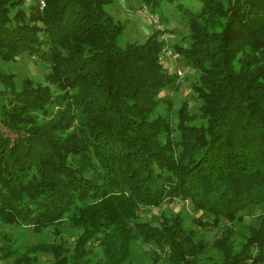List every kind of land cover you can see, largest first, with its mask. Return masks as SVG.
Returning a JSON list of instances; mask_svg holds the SVG:
<instances>
[{"label": "trees", "instance_id": "trees-1", "mask_svg": "<svg viewBox=\"0 0 264 264\" xmlns=\"http://www.w3.org/2000/svg\"><path fill=\"white\" fill-rule=\"evenodd\" d=\"M21 1L0 0V61L34 56L47 72L16 87L0 68V223L53 238L20 250L0 228V260L136 264L138 240L165 248L169 264H261L264 211L237 243L232 223L264 208V0H200L183 12L190 41L173 49L200 100L197 112L180 104L174 124L156 110L177 78L160 61L158 31L119 45L110 0H36L26 16ZM141 1L154 12L162 0ZM172 198L208 216L195 223L220 225L209 242L219 259L200 258L208 242L179 211L139 216Z\"/></svg>", "mask_w": 264, "mask_h": 264}, {"label": "rangeland", "instance_id": "rangeland-1", "mask_svg": "<svg viewBox=\"0 0 264 264\" xmlns=\"http://www.w3.org/2000/svg\"><path fill=\"white\" fill-rule=\"evenodd\" d=\"M35 1H21L19 7L25 16L27 15L29 6ZM200 6V0H162L158 9L151 12L141 0H110L103 5L105 11L114 20L119 21L123 25L122 32L118 36L119 45L130 41L141 42L149 36L152 30L158 31V40L162 42L160 61L162 62L164 70L167 73L176 74L177 78L173 87L159 91V94L164 97V100L160 101L156 110L167 115L172 124L176 121L175 111L180 104L184 103L187 106L188 112H197L196 105L200 100L192 89V84L195 80L194 70L173 49V44L187 46L190 41V31L187 26L186 16L183 12L185 10L197 11ZM42 7L43 5L40 6V8ZM0 68L14 75L16 87L19 86L24 77L33 81L43 82V75L47 72L45 65L38 58L25 54H20L10 60H1ZM194 122L198 123L200 119L195 117ZM174 211H179L183 217L184 224L192 227L199 237H202L208 242L200 258L208 259L210 257L219 259L220 252L209 245V242L213 236L219 233L220 225H212L210 223L200 225L195 223L193 219L200 217L201 219L207 220L208 216L202 211L194 210L189 200H184L183 202H180L176 198L164 200L159 207H152L145 209V211H140L139 216L155 222L162 215H168ZM263 211L264 208L259 204H251L237 212L240 218L232 223L234 243L242 239V235L247 231V224L255 222L256 217L263 213ZM0 228L10 240L14 241L13 244H19L20 250L29 244L42 240H52L53 238V235L49 233L48 229H44L40 233H32L29 226L19 227L2 223H0ZM60 230L69 242L74 239L76 232L66 224L62 223ZM4 243L5 240L0 238V245ZM92 246H94L93 243ZM47 258V254L38 253L36 264H48ZM130 259L136 264H169L165 248L157 247L152 242L144 244L138 240H134L131 245ZM260 263L264 264V259ZM0 264L14 263L10 257H6L0 260Z\"/></svg>", "mask_w": 264, "mask_h": 264}, {"label": "built area", "instance_id": "built-area-1", "mask_svg": "<svg viewBox=\"0 0 264 264\" xmlns=\"http://www.w3.org/2000/svg\"><path fill=\"white\" fill-rule=\"evenodd\" d=\"M38 3H39V7H40L41 5H43L42 0H39ZM160 28H161V27H160Z\"/></svg>", "mask_w": 264, "mask_h": 264}]
</instances>
